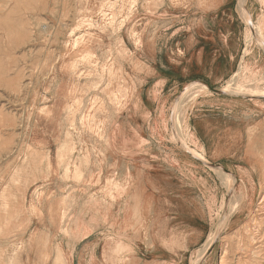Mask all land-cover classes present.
Segmentation results:
<instances>
[{
	"label": "rangeland",
	"instance_id": "374dc122",
	"mask_svg": "<svg viewBox=\"0 0 264 264\" xmlns=\"http://www.w3.org/2000/svg\"><path fill=\"white\" fill-rule=\"evenodd\" d=\"M225 13L233 74L180 80ZM262 36L264 0H0V264H194L214 234L201 264H238L264 230Z\"/></svg>",
	"mask_w": 264,
	"mask_h": 264
},
{
	"label": "crops",
	"instance_id": "0c3cea01",
	"mask_svg": "<svg viewBox=\"0 0 264 264\" xmlns=\"http://www.w3.org/2000/svg\"><path fill=\"white\" fill-rule=\"evenodd\" d=\"M197 21L201 22L200 25L208 26L205 27L207 36H202V38L206 37L210 42L203 44L201 35L194 29L190 38L191 46L185 47L175 60L176 70L180 80L197 79L218 86L230 77L237 67V60L241 52V39L240 33L223 32L215 26L219 22V24H234L239 20L225 13L224 16L203 17ZM176 149L178 153L180 151L184 153L181 148Z\"/></svg>",
	"mask_w": 264,
	"mask_h": 264
},
{
	"label": "bare ground",
	"instance_id": "6f19581e",
	"mask_svg": "<svg viewBox=\"0 0 264 264\" xmlns=\"http://www.w3.org/2000/svg\"><path fill=\"white\" fill-rule=\"evenodd\" d=\"M241 3V2H240ZM245 1L244 4L245 5ZM241 7V6H240ZM246 11V10H245ZM244 12V11H243ZM248 13V12H247ZM249 21L252 22V16L249 14L248 16ZM246 18V17H245ZM253 23V22H252ZM260 24V22H259ZM253 25V24H252ZM262 25V24H261ZM259 27V26H258ZM261 27V26H260ZM259 27V28H260ZM252 28V27H251ZM257 30V29H256ZM254 31V30H253ZM250 31V32H253ZM263 32V31H260ZM258 33V32H257ZM251 34V33H250ZM249 34V35H250ZM253 34V33H252ZM261 34V33H260ZM253 35H250V37ZM263 38V36H262ZM249 39V37H248ZM247 39V40H248ZM250 39H253L252 37ZM264 40V38H263ZM259 41V40H258ZM262 41V40H261ZM249 43V42H248ZM264 44V43H263ZM200 87V85L198 86ZM229 87V86H228ZM233 88V86H231ZM207 88V87H206ZM208 89V88H207ZM188 90V89H187ZM201 90V89H199ZM248 92V91H246ZM183 98V97H182ZM178 114V113H177ZM177 117V115H176ZM183 119V118H182ZM178 121V120H177ZM182 136V135H181ZM180 136V137H181ZM183 137V136H182ZM185 142V139H184ZM190 143V142H189ZM188 147V146H187ZM196 152V151H195ZM193 153V152H192ZM197 155V154H195ZM202 156V154H201ZM197 157V156H196ZM202 158V157H201ZM203 159V158H202ZM79 164V163H78ZM220 167V166H219ZM216 169H218V167H216ZM215 169V171H216ZM221 170V169H220ZM218 170V171H220ZM219 173V172H218ZM220 173H223L222 170L220 171ZM224 174V173H223ZM229 174V173H228ZM232 175V174H231ZM224 178V177H223ZM227 178V177H226ZM226 178H224L223 180H226ZM233 181L231 182L232 185L235 181V177ZM229 181V179H228ZM229 184V182H227ZM237 183V180L236 182ZM232 187V186H231ZM237 201V200H236ZM241 202V201H240ZM235 203V202H234ZM239 203V201H238ZM240 204V203H239ZM238 204V205H239ZM237 205V206H238ZM259 207H264V185H263V192H262V196L259 202ZM234 208V206H233ZM237 209V208H236ZM236 211V210H235ZM224 224V223H223ZM240 231H238L237 236H238V247L237 249H239L241 251L240 257H236L238 259V264H243L242 262V256H244L245 260V264L247 263V259H251V257H255L256 259H264V255L262 256L261 252L264 250V230H263V226L261 225V223H259L257 221V217L254 215L252 216V218L250 219L249 223H244L243 225H241V227L239 228ZM220 236V235H219ZM217 235L214 234L212 237L210 235V240L208 241L204 252H202L201 254H198L196 257L198 258L197 261L194 264H201L203 261H205L207 254H209V252L211 251L213 244L215 242ZM118 238V237H116ZM119 239V238H118ZM117 242V241H116ZM206 242V241H205ZM121 243V242H119ZM204 247V246H203ZM201 250V249H200ZM203 251V250H202ZM199 252V250H198ZM197 252V253H198ZM230 254V247H228L226 245V248L224 249V255L222 256V264H226L228 263V257ZM258 263V262H257ZM220 264V263H219Z\"/></svg>",
	"mask_w": 264,
	"mask_h": 264
},
{
	"label": "water",
	"instance_id": "95a60500",
	"mask_svg": "<svg viewBox=\"0 0 264 264\" xmlns=\"http://www.w3.org/2000/svg\"><path fill=\"white\" fill-rule=\"evenodd\" d=\"M207 86H208V88L209 89H211L213 92H216V93H225L223 90H221V89H218V88H214V87H211L210 85H208V84H206ZM200 159V158H199ZM200 160H202V159H200ZM217 238V237H216ZM215 241H216V239H215ZM214 244H215V242H214ZM214 244H213V246H214Z\"/></svg>",
	"mask_w": 264,
	"mask_h": 264
}]
</instances>
